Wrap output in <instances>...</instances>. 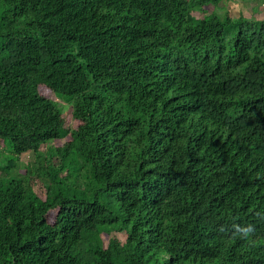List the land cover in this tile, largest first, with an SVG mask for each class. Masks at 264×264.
I'll use <instances>...</instances> for the list:
<instances>
[{
	"label": "trees",
	"instance_id": "obj_1",
	"mask_svg": "<svg viewBox=\"0 0 264 264\" xmlns=\"http://www.w3.org/2000/svg\"><path fill=\"white\" fill-rule=\"evenodd\" d=\"M0 1V264H264V13Z\"/></svg>",
	"mask_w": 264,
	"mask_h": 264
},
{
	"label": "rangeland",
	"instance_id": "obj_2",
	"mask_svg": "<svg viewBox=\"0 0 264 264\" xmlns=\"http://www.w3.org/2000/svg\"><path fill=\"white\" fill-rule=\"evenodd\" d=\"M3 8L4 7L0 1V12L3 10ZM207 9L209 12L210 11H216L219 14L227 13V14L232 15V16H238V15L242 14V15L246 16L247 18H250V19L251 18L261 19L263 17V13H264V0H228V1L222 2L217 8L210 6ZM194 14L197 16L201 15L200 13H197V12H195ZM39 90L44 96L51 98V99H54L61 104V106L63 108L62 113H63V116H64L65 120L67 121L68 125L75 126L77 124L78 121L72 117L71 105L69 103L64 102V101L56 98L54 93L44 85H41L39 87ZM67 139H68V137L63 138V139L52 140V141L48 142L47 144H45L44 146H42V148L46 147L49 144L61 145ZM3 150H4V144L0 140V158L3 157L2 154H4V152H5ZM29 158H30L29 153H25L20 157V159L23 162H26L27 160H29ZM20 171L23 172L24 171L23 168H21ZM32 186H33V189L37 193H39V194L43 193V188H42L40 183L33 182ZM55 214H56L55 210L50 211L48 216H47L48 220L53 221L55 218ZM101 236H102V243L104 245H106L113 237H116L118 241L122 242V240L124 238V233L123 232H116V231H112V232H108V233L103 232Z\"/></svg>",
	"mask_w": 264,
	"mask_h": 264
}]
</instances>
